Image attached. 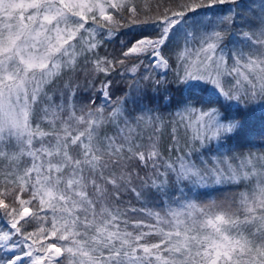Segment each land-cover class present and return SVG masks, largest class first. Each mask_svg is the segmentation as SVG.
Returning a JSON list of instances; mask_svg holds the SVG:
<instances>
[{"label":"snow or ice","instance_id":"snow-or-ice-1","mask_svg":"<svg viewBox=\"0 0 264 264\" xmlns=\"http://www.w3.org/2000/svg\"><path fill=\"white\" fill-rule=\"evenodd\" d=\"M243 7L0 0V264H264V151H237L264 0Z\"/></svg>","mask_w":264,"mask_h":264},{"label":"trees","instance_id":"trees-1","mask_svg":"<svg viewBox=\"0 0 264 264\" xmlns=\"http://www.w3.org/2000/svg\"><path fill=\"white\" fill-rule=\"evenodd\" d=\"M241 2L243 5H245V7L241 8L240 11L246 12L247 11L246 5L249 4L251 2V0H241ZM121 38H123V37H121ZM231 46L232 45L229 44V47H231ZM118 48H119V41L117 39V40H114L113 42L108 43L105 48H102L100 50V54L104 55L106 51L111 53L113 51L118 50ZM169 78H171V74H170ZM114 79L119 81L120 77L117 75L116 77H114ZM81 82H83L82 79H81ZM125 87H126L125 84L118 83L113 89L114 98H115V96L122 95ZM81 97L83 100L86 101L87 97L84 96L83 93H81ZM176 98L177 99L181 98L179 93H176ZM200 99L207 102L208 97L206 95H202L200 97ZM193 102L195 103V101H193ZM129 107H133V105H129ZM160 111L166 118H168L169 113L174 111V106L171 108H164L161 105ZM262 111H264V110L257 108L254 116L252 117V124L254 125L255 131H253V133L249 137V139H251L253 143L250 145H246L244 147L237 148L238 152H247V151H249V149H251L252 151H264V146H262V145H264V132L261 131V128H262ZM165 143H167V140H165ZM220 195H221V193H211L210 196L201 197V199L204 201H207L208 199L216 198V197H219Z\"/></svg>","mask_w":264,"mask_h":264}]
</instances>
